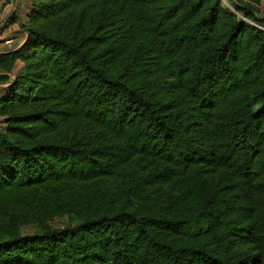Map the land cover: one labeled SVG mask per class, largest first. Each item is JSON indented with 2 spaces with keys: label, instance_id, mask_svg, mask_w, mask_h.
Masks as SVG:
<instances>
[{
  "label": "trees",
  "instance_id": "16d2710c",
  "mask_svg": "<svg viewBox=\"0 0 264 264\" xmlns=\"http://www.w3.org/2000/svg\"><path fill=\"white\" fill-rule=\"evenodd\" d=\"M230 1L32 0L0 264H264V0Z\"/></svg>",
  "mask_w": 264,
  "mask_h": 264
},
{
  "label": "crops",
  "instance_id": "0c3cea01",
  "mask_svg": "<svg viewBox=\"0 0 264 264\" xmlns=\"http://www.w3.org/2000/svg\"><path fill=\"white\" fill-rule=\"evenodd\" d=\"M32 0H0V53L15 50L22 46L26 39L23 24L28 20ZM18 61L16 72L23 66Z\"/></svg>",
  "mask_w": 264,
  "mask_h": 264
},
{
  "label": "rangeland",
  "instance_id": "374dc122",
  "mask_svg": "<svg viewBox=\"0 0 264 264\" xmlns=\"http://www.w3.org/2000/svg\"><path fill=\"white\" fill-rule=\"evenodd\" d=\"M222 1H223V3H224L225 6H227V7H229V8H231V9L234 10L233 5L231 4V1L230 0H222ZM260 7H261L260 8L261 9V12L264 13V3ZM238 14L241 16V18L246 19L245 16H244V14H242V13H238ZM1 126H3V123H2V118L0 117V127ZM62 221H64V220H62ZM22 231L25 234L26 233H31V232L34 231V228H32L31 226H27V227H23Z\"/></svg>",
  "mask_w": 264,
  "mask_h": 264
},
{
  "label": "built area",
  "instance_id": "2783aa9c",
  "mask_svg": "<svg viewBox=\"0 0 264 264\" xmlns=\"http://www.w3.org/2000/svg\"><path fill=\"white\" fill-rule=\"evenodd\" d=\"M0 86H1V84H0Z\"/></svg>",
  "mask_w": 264,
  "mask_h": 264
}]
</instances>
